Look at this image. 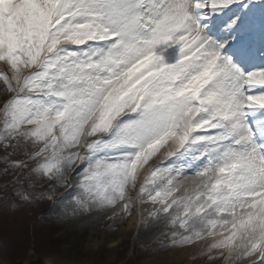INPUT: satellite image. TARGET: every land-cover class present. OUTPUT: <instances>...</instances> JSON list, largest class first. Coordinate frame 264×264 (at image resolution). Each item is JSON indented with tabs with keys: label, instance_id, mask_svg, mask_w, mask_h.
Masks as SVG:
<instances>
[{
	"label": "snow or ice",
	"instance_id": "snow-or-ice-1",
	"mask_svg": "<svg viewBox=\"0 0 264 264\" xmlns=\"http://www.w3.org/2000/svg\"><path fill=\"white\" fill-rule=\"evenodd\" d=\"M0 85V216L264 264V0H0Z\"/></svg>",
	"mask_w": 264,
	"mask_h": 264
},
{
	"label": "rangeland",
	"instance_id": "rangeland-1",
	"mask_svg": "<svg viewBox=\"0 0 264 264\" xmlns=\"http://www.w3.org/2000/svg\"><path fill=\"white\" fill-rule=\"evenodd\" d=\"M2 87L0 85V90ZM71 190V187L61 188L57 199H62ZM64 207L65 205L57 207L55 202H42L18 212L6 211V216H0V248L4 247L0 258L5 261L2 263L175 264L169 260L170 255L178 248H162L158 240L148 237L139 226L133 230L129 228V224H117L106 217L99 225L88 224V218L96 214L72 217L71 205H68L67 214L63 211ZM25 226L28 230L20 231L26 229ZM23 232H29V238L25 236L19 240L18 234H24ZM200 243L204 246L206 241L195 244ZM19 244L18 250L16 247ZM15 256L21 257V260L13 263L11 260ZM222 260H210L208 255L200 254L190 258L191 263L187 261L184 264H223Z\"/></svg>",
	"mask_w": 264,
	"mask_h": 264
},
{
	"label": "bare ground",
	"instance_id": "bare-ground-1",
	"mask_svg": "<svg viewBox=\"0 0 264 264\" xmlns=\"http://www.w3.org/2000/svg\"><path fill=\"white\" fill-rule=\"evenodd\" d=\"M88 219H90V220H88V224H92V225L98 224L99 225V223L102 222L105 219V217L98 218L97 214H96L95 216L90 217ZM137 226H138V224L135 226H130V224H129V228L133 229V230H136ZM146 234L148 235V237H152V235L150 233L146 232ZM116 239H118V237H116ZM208 243H210V240L206 241L205 245L207 246ZM205 245L202 246V244L200 243L197 245L192 244V245L185 246L183 248H178L170 255L169 261H172L175 264L187 263V261H189L190 258H194L195 256L198 257L202 253V250L206 248ZM189 262L191 263V261H189ZM222 262H223V260H222Z\"/></svg>",
	"mask_w": 264,
	"mask_h": 264
},
{
	"label": "trees",
	"instance_id": "trees-1",
	"mask_svg": "<svg viewBox=\"0 0 264 264\" xmlns=\"http://www.w3.org/2000/svg\"><path fill=\"white\" fill-rule=\"evenodd\" d=\"M25 228L26 229H22V230H20V231H26V230H28L27 229V226H25ZM23 232V233H24ZM19 236H20V238H19V240H22V239H24L25 238V236L27 237V238H29V232L26 234V233H24V234H18ZM22 247V246H21ZM18 250H19V248H20V244L19 245H17V247H16ZM4 250V247L3 248H0V254L3 256V251ZM2 261H4V259L3 258H0ZM19 260H21V257H19V256H15L14 258H13V260H11V262H13V263H15V262H19ZM5 262V261H4ZM10 262V261H9ZM10 262V263H11ZM7 263V262H6ZM38 263V262H37ZM12 264V263H11Z\"/></svg>",
	"mask_w": 264,
	"mask_h": 264
}]
</instances>
